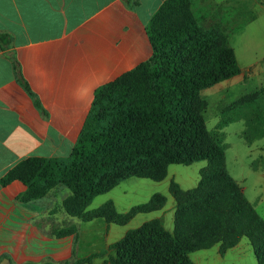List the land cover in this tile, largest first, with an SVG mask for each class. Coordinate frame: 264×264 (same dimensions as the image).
<instances>
[{"label":"trees","instance_id":"16d2710c","mask_svg":"<svg viewBox=\"0 0 264 264\" xmlns=\"http://www.w3.org/2000/svg\"><path fill=\"white\" fill-rule=\"evenodd\" d=\"M146 32L152 55L95 90L68 158H25L0 183L22 181L27 186L19 196L23 201L40 199L54 187L65 185L72 195L62 208L71 217L125 225L140 213L163 209L167 197L155 193L125 212L118 211L113 200L94 210L87 207L95 196L129 177L163 180L170 164L207 160L199 182L183 189L171 180L169 190L176 200L173 231L154 218L127 230L107 249L77 257L74 248L69 259L23 264H92L109 249L114 250L110 264H197L190 257L192 252L218 244L224 255L243 237L253 247L256 264H264V218L230 175L225 148L207 127V103L201 97L205 88L242 72L234 47L220 26L200 24L191 0H164L146 24ZM11 43L10 34L0 31V47ZM14 62L18 82L47 116L16 57ZM259 96L256 91L239 102ZM53 235H75L77 243L78 227H56Z\"/></svg>","mask_w":264,"mask_h":264},{"label":"crops","instance_id":"0c3cea01","mask_svg":"<svg viewBox=\"0 0 264 264\" xmlns=\"http://www.w3.org/2000/svg\"><path fill=\"white\" fill-rule=\"evenodd\" d=\"M163 1L0 0V31L12 37L8 47H0V179L25 158L70 155L95 90L152 55L146 24ZM191 3L206 28L232 20L246 24L253 11L247 16L245 5L263 7V0ZM14 57L47 116L18 82ZM26 189L20 180L0 183V262L62 261L74 248L83 257L81 249L92 242L81 246L86 222L67 214L55 187L40 199L23 201L19 196ZM71 222L78 227L77 243L75 235H53ZM110 250L108 258L114 255Z\"/></svg>","mask_w":264,"mask_h":264},{"label":"rangeland","instance_id":"374dc122","mask_svg":"<svg viewBox=\"0 0 264 264\" xmlns=\"http://www.w3.org/2000/svg\"><path fill=\"white\" fill-rule=\"evenodd\" d=\"M242 10L247 16L253 11V18L242 25H236L232 20L221 28L236 51L243 73L205 88L201 97L207 103L204 110L207 127L225 148L230 175L243 186L247 199L264 218V0L262 8L250 10L245 5ZM256 91H260L257 99L239 102L244 96ZM207 163V160H202L190 165L170 164L167 176L161 181L129 177L110 191L95 196L87 210H94L106 201L113 200L117 210L125 212L132 205L147 201L155 193L164 194L167 203L161 210L136 215L125 225L109 224L101 218L84 223L77 217H71L85 224V238L81 246L86 241L93 242L81 249L79 255L86 256L106 249L109 242L119 240L127 230L154 218L161 219L166 229L172 231L176 200L169 190L171 180H176L183 189H191L199 182L200 170ZM107 180L104 178V182ZM56 190L60 191L57 195L62 204L72 195L65 185L55 187ZM110 251L94 258L92 264H108ZM190 257L197 264H256V256L247 237H243L238 245L224 255L219 253V245L216 244L208 249L194 251Z\"/></svg>","mask_w":264,"mask_h":264},{"label":"water","instance_id":"95a60500","mask_svg":"<svg viewBox=\"0 0 264 264\" xmlns=\"http://www.w3.org/2000/svg\"><path fill=\"white\" fill-rule=\"evenodd\" d=\"M0 264H10V260L8 258L3 259Z\"/></svg>","mask_w":264,"mask_h":264}]
</instances>
